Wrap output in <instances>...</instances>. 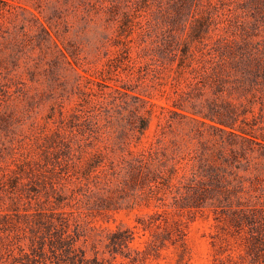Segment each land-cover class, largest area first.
Masks as SVG:
<instances>
[{
    "label": "trees",
    "instance_id": "trees-1",
    "mask_svg": "<svg viewBox=\"0 0 264 264\" xmlns=\"http://www.w3.org/2000/svg\"><path fill=\"white\" fill-rule=\"evenodd\" d=\"M170 1H174L172 11L163 21L138 11L123 10L118 15L115 8L110 9L124 45L120 64L133 72L137 62L146 58L138 67L153 71L158 78L153 88L168 103L134 94L142 103L134 106L126 130L134 137V145L140 146L130 149L124 172L115 174L125 186L148 185L161 209L139 218L134 226L91 225V217L108 218L109 210L123 206L119 201H91L93 190L83 204L65 193L71 180L64 174L66 169L75 167L83 177L78 188H71L76 195L77 190L90 187L83 173L92 165L78 168L57 159L60 167L56 169L52 159L59 156L55 153L28 159L1 181L0 189L10 190V205H18L25 193L19 181L26 175L34 188L35 184L43 186L45 199L37 202L35 212L23 213V224L12 221V228L21 229L23 237L19 232L7 235L0 231V264H114L118 255L134 261L146 257L150 248L165 245L166 239L174 243L178 236L183 238L182 215L193 216L204 207H221L223 228L239 233L238 250L231 254L235 264H264V39L258 38L257 25H219L211 21L209 12L190 18L193 0ZM142 3L149 6L148 0ZM256 10L261 11L260 7ZM146 41L151 45L145 46ZM182 79L187 89L180 86ZM147 94L154 96L152 91ZM200 98L201 107L196 102ZM188 101L193 112L219 123L200 120L223 133V139L197 130L191 137L193 143L172 138L168 145L163 141L165 124L148 136L152 112H142L144 103L184 115L181 110L188 108ZM206 106L210 110L202 109ZM126 206L133 207L132 203ZM4 222L10 221L6 213H0V229ZM141 230L143 234L149 230L144 248L131 244ZM223 238L230 242L228 236ZM102 243L105 250L100 251Z\"/></svg>",
    "mask_w": 264,
    "mask_h": 264
},
{
    "label": "rangeland",
    "instance_id": "rangeland-1",
    "mask_svg": "<svg viewBox=\"0 0 264 264\" xmlns=\"http://www.w3.org/2000/svg\"><path fill=\"white\" fill-rule=\"evenodd\" d=\"M148 2L149 6L144 7L142 0H0V187L17 164L55 153L59 156L52 159L56 169L60 167L57 159L78 168L92 165L83 173L90 187L77 190L76 195L71 188H78L83 177L75 167L66 169L64 174L71 179L66 194L76 196L83 204L93 190V202L103 199L122 203L120 209L109 210L108 218L91 217V225L111 229L134 226L140 223L139 218H148L161 209L157 206L160 200L148 185L128 187L115 174L124 172L130 149L140 146L134 145V137L126 130L134 106L142 103L134 94L168 105L153 88L158 80L153 71L138 67L146 58L137 62L133 72L119 61L124 45L118 36L119 23L111 17L110 9L115 8L118 15L123 10L138 11L163 21L174 3ZM206 12L219 25H257L258 38L264 39V0H193L190 18ZM144 45H151V41ZM180 86L187 89L184 79ZM149 91L154 92L153 97L147 96ZM208 96L214 94L208 91ZM202 101L196 99L199 107ZM143 105L142 112H152L146 133L154 136L160 124H165L163 141L168 145L172 138L193 143L191 137L197 130L213 139H223V133L200 120L219 123L193 112L190 101L186 102L188 108L181 110L184 115L148 102ZM202 109L210 110L207 106ZM19 182L25 193L18 205H10V190L0 189V213H6L10 221L2 223L0 231L7 235L19 232L23 237L21 229L12 228V221L23 224V213L35 212L37 202L45 199V189L38 184L34 188L26 175ZM128 203L133 207L126 206ZM223 215L221 207H204L193 216L182 215L184 241L180 236L174 243L166 239L157 250H147L146 257L141 255L132 261L118 255L114 264H235L231 254L238 250L239 233L223 228ZM142 232L136 234L133 246L144 248L149 230ZM22 241L27 243L28 239ZM103 250L104 243L100 245Z\"/></svg>",
    "mask_w": 264,
    "mask_h": 264
}]
</instances>
